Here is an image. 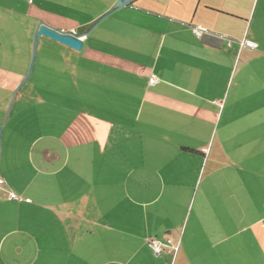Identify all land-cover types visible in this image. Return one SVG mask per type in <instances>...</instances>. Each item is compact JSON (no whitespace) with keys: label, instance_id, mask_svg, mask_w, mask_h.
<instances>
[{"label":"crops","instance_id":"crops-1","mask_svg":"<svg viewBox=\"0 0 264 264\" xmlns=\"http://www.w3.org/2000/svg\"><path fill=\"white\" fill-rule=\"evenodd\" d=\"M116 1L0 0V264H264V0Z\"/></svg>","mask_w":264,"mask_h":264},{"label":"water","instance_id":"water-1","mask_svg":"<svg viewBox=\"0 0 264 264\" xmlns=\"http://www.w3.org/2000/svg\"><path fill=\"white\" fill-rule=\"evenodd\" d=\"M131 1L133 0H117L116 3L114 4V6L112 7V10L110 11L113 12L119 8H122L126 5H128ZM110 13L105 14L103 17H101L99 20L94 21L93 23H91V26L93 27L94 25H96L102 18H104L105 16L109 15ZM89 32V30L84 29L83 30V34L86 35ZM35 38L36 40L39 39V37L41 35H46L48 37H51L52 39H55L77 51H80L83 47V40H82V35H79L75 32L69 31V32H64V31H60L57 29H54L46 24H40L36 34H35Z\"/></svg>","mask_w":264,"mask_h":264},{"label":"rangeland","instance_id":"rangeland-1","mask_svg":"<svg viewBox=\"0 0 264 264\" xmlns=\"http://www.w3.org/2000/svg\"><path fill=\"white\" fill-rule=\"evenodd\" d=\"M103 15V14H102ZM92 16H94V15H92V14H83L82 15V18H83V20H88L89 18H91ZM101 16V15H100ZM99 16V17H100ZM104 16V15H103ZM106 17V16H105ZM47 18L50 20V21H52L53 23H55L56 25H61V26H65V25H68V26H70V25H72V24H74V15H71V16H68L67 17V19H66V21H62L61 20V18L60 17H57V15H48L47 16ZM98 18V17H97ZM103 19V18H102ZM93 20H95V19H93ZM91 23H93V21H90ZM89 22V23H90ZM91 23H90V25H84L83 27H78L79 29H80V31H82L83 30V28H89L88 30H89V32L88 33H90V31L98 24H96V25H94L93 27L91 26ZM41 24V23H40ZM92 27V28H91ZM87 33V34H88ZM36 36V35H35ZM94 37V35H92V36H90V40L92 39ZM36 40V39H35ZM37 41V40H36ZM35 41V43H34V46H33V48H34V54H38L39 55V57L41 58V56L43 55V48H42V51L39 53L38 52V46H39V43L37 44V42ZM153 49H154V47L153 46H148L147 47V54H148V56L149 55H151V53H152V51H153ZM84 54H86V55H89L90 54V49H89V47H87L85 50H84V52H83ZM32 55H31V58L33 57V51H32V53H31ZM34 60L36 61L37 60V57L35 56L34 57ZM34 61V62H35ZM36 63H37V61H36ZM35 63V65H36V70L38 69V67L41 65V61H39V64L37 65ZM23 62L22 61H20L19 62V68H20V70L22 69V67H23ZM28 64V63H27ZM32 65H33V63H31L30 62V64H29V66H27L26 65V69H28L27 70V72H26V74H25V77H24V80H26V76L27 75H29L30 74V71H31V69H32ZM134 69H136V65H134Z\"/></svg>","mask_w":264,"mask_h":264},{"label":"built area","instance_id":"built-area-1","mask_svg":"<svg viewBox=\"0 0 264 264\" xmlns=\"http://www.w3.org/2000/svg\"><path fill=\"white\" fill-rule=\"evenodd\" d=\"M195 32L199 37H201L206 31H203L201 29H196ZM155 82H156V78L154 76L151 77L150 83H155ZM4 183H5L4 179L0 176V185H4ZM9 196L11 199H18V200L20 199V197L12 191L9 192ZM148 244L158 253H161L163 251V243L155 238L149 239Z\"/></svg>","mask_w":264,"mask_h":264},{"label":"trees","instance_id":"trees-1","mask_svg":"<svg viewBox=\"0 0 264 264\" xmlns=\"http://www.w3.org/2000/svg\"><path fill=\"white\" fill-rule=\"evenodd\" d=\"M203 42L210 45V46H219L220 41L218 38L210 36L208 34L203 35Z\"/></svg>","mask_w":264,"mask_h":264}]
</instances>
